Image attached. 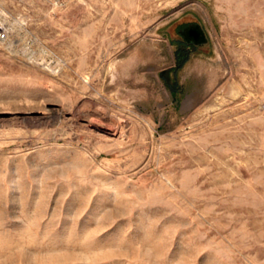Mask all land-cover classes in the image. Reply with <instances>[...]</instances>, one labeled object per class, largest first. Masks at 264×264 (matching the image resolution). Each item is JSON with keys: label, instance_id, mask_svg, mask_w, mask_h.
Listing matches in <instances>:
<instances>
[{"label": "rangeland", "instance_id": "rangeland-1", "mask_svg": "<svg viewBox=\"0 0 264 264\" xmlns=\"http://www.w3.org/2000/svg\"><path fill=\"white\" fill-rule=\"evenodd\" d=\"M0 9V264H264V0Z\"/></svg>", "mask_w": 264, "mask_h": 264}, {"label": "water", "instance_id": "water-1", "mask_svg": "<svg viewBox=\"0 0 264 264\" xmlns=\"http://www.w3.org/2000/svg\"><path fill=\"white\" fill-rule=\"evenodd\" d=\"M182 34L187 38L188 41L197 44L204 41V34L202 32V29L199 25L192 24L189 26H186L185 28L181 29ZM192 34V39L188 37L187 34Z\"/></svg>", "mask_w": 264, "mask_h": 264}, {"label": "built area", "instance_id": "built-area-1", "mask_svg": "<svg viewBox=\"0 0 264 264\" xmlns=\"http://www.w3.org/2000/svg\"><path fill=\"white\" fill-rule=\"evenodd\" d=\"M0 16H1V9H0ZM7 33H8L7 27L0 17V43L6 39Z\"/></svg>", "mask_w": 264, "mask_h": 264}, {"label": "trees", "instance_id": "trees-1", "mask_svg": "<svg viewBox=\"0 0 264 264\" xmlns=\"http://www.w3.org/2000/svg\"><path fill=\"white\" fill-rule=\"evenodd\" d=\"M177 63H180L181 61H183L186 57V51L185 50H182L180 49L178 54H177Z\"/></svg>", "mask_w": 264, "mask_h": 264}, {"label": "flooded vegetation", "instance_id": "flooded-vegetation-1", "mask_svg": "<svg viewBox=\"0 0 264 264\" xmlns=\"http://www.w3.org/2000/svg\"><path fill=\"white\" fill-rule=\"evenodd\" d=\"M192 24H195V23L187 24V25L183 26L181 29L185 28L186 26L192 25ZM196 25H197V24H196ZM181 29H180L179 31H180V33L182 34ZM187 35H188L189 38H191V39L193 38L191 33H189V34H187ZM182 36L184 37V39H185L187 42L192 43V42L188 41L187 38H186L183 34H182ZM192 44H194V43H192Z\"/></svg>", "mask_w": 264, "mask_h": 264}]
</instances>
